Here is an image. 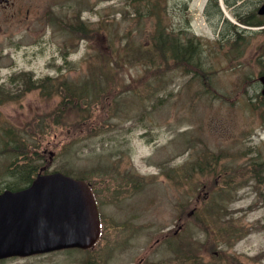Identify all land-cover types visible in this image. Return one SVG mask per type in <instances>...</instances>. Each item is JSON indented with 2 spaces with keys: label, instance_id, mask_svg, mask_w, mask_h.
<instances>
[{
  "label": "rangeland",
  "instance_id": "rangeland-1",
  "mask_svg": "<svg viewBox=\"0 0 264 264\" xmlns=\"http://www.w3.org/2000/svg\"><path fill=\"white\" fill-rule=\"evenodd\" d=\"M10 1L14 16L0 4V190L16 181L15 143L26 170L51 160L46 172L93 183L105 231L88 253L0 264H153L173 257L167 235L182 223L169 241L194 253L185 264H264V180L251 177L264 165V30L238 22L261 0H223L224 12L211 0L208 18L209 0ZM158 29L179 51L200 39L199 66L159 56ZM71 84L89 92L59 105ZM177 173L190 177L181 187ZM178 202L201 214L175 225Z\"/></svg>",
  "mask_w": 264,
  "mask_h": 264
},
{
  "label": "water",
  "instance_id": "water-1",
  "mask_svg": "<svg viewBox=\"0 0 264 264\" xmlns=\"http://www.w3.org/2000/svg\"><path fill=\"white\" fill-rule=\"evenodd\" d=\"M264 14V4L258 10ZM263 84L264 74L260 77ZM0 258L58 249H88L99 234L92 194L79 179L54 172L0 195Z\"/></svg>",
  "mask_w": 264,
  "mask_h": 264
},
{
  "label": "trees",
  "instance_id": "trees-1",
  "mask_svg": "<svg viewBox=\"0 0 264 264\" xmlns=\"http://www.w3.org/2000/svg\"><path fill=\"white\" fill-rule=\"evenodd\" d=\"M256 23L258 24L259 22L256 21ZM161 27H163V26H161ZM161 32H162V30H159L158 29V32H157V40H158V43H156L154 45V47H155V51H157V54L159 56H161L162 58H164L165 57V51H164V48L162 47L163 46V44H162V37H160L161 36L160 35ZM159 38H161V39H159ZM192 50H193V46L191 44H187V45H185L183 47V54H182V56L181 55H178V57L180 59L184 60V62H185V61L189 60V57H191V51ZM138 53H139L138 54V57L142 58L143 55H144V53L143 52H139V51H138ZM182 60L180 62H183ZM104 64L108 66L109 61L104 62ZM79 85L80 84H78V85H76V84L67 85L65 87V92H66V94H68V92H71L70 97L69 96L63 97L62 100L59 102V105L64 106L65 105V102H67L69 104H75V105L79 104L80 103L79 98L78 97H72V96L78 95L82 99V96L84 94L87 95V91L89 92V88L86 87L85 84H84V87H81V88H80ZM92 85L93 86L91 87V92H93L96 89V87H95V80H94V84H92ZM90 103H91V100H88L86 102V104H85L84 107H87V106L89 107L90 106ZM57 113L60 114V110L57 111ZM32 134H34V132ZM4 135L5 136H9L11 138V131H7V133H4ZM12 148L14 149L15 159H16L12 163L13 167H15L16 164H20L19 165L20 167H17L16 168L17 170H18V168H28V167H25V166H28L31 163H29V160H26V158H25L26 154L22 156L23 147H18L15 143H13L12 144ZM8 153H11V151H9ZM20 158H22V159H20ZM25 162H27V163H25ZM203 167L206 168L207 167V164L203 165ZM260 167H264V165H258L257 168H255V169L252 170L251 176H253L252 178H254L256 181H260L262 178L264 180V177H260L261 172H259L257 174L258 171H262L263 170V169H260ZM34 170H35L34 167H31V168L27 169L26 171L30 174ZM20 173L19 174L22 175L23 172H20ZM26 177H29V175H26ZM187 178H190V177H185V180H187ZM29 182H30V180H26V181L24 180L23 184L26 185ZM199 212L201 214V210H199Z\"/></svg>",
  "mask_w": 264,
  "mask_h": 264
},
{
  "label": "flooded vegetation",
  "instance_id": "flooded-vegetation-1",
  "mask_svg": "<svg viewBox=\"0 0 264 264\" xmlns=\"http://www.w3.org/2000/svg\"><path fill=\"white\" fill-rule=\"evenodd\" d=\"M243 1V0H242ZM264 2V0H261L259 4H262ZM13 3L10 1V0H4V15L7 13L9 14L10 16H14L15 15V12H13ZM17 12H20V10L17 9ZM250 17V15L248 16V18ZM258 19L260 21H262V23H264V16H257ZM244 19V18H243ZM52 20H55V19H52ZM261 25H264L262 24ZM85 28V27H84ZM82 26H81V31H82ZM183 191V190H182ZM2 192V190H0V193ZM179 219L182 220L183 218V211L181 209V213H180V216H178ZM145 225V223L142 225V226H139V228H143ZM143 263V259H140L138 261L137 264H142ZM177 264H184V260H183V255H180L179 258H178V263Z\"/></svg>",
  "mask_w": 264,
  "mask_h": 264
},
{
  "label": "bare ground",
  "instance_id": "bare-ground-1",
  "mask_svg": "<svg viewBox=\"0 0 264 264\" xmlns=\"http://www.w3.org/2000/svg\"><path fill=\"white\" fill-rule=\"evenodd\" d=\"M220 5H222V4H220ZM201 8V7H200ZM236 34H238V33H236ZM237 37V36H236ZM163 60H165V59H163ZM263 70V69H262Z\"/></svg>",
  "mask_w": 264,
  "mask_h": 264
}]
</instances>
